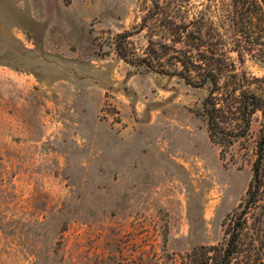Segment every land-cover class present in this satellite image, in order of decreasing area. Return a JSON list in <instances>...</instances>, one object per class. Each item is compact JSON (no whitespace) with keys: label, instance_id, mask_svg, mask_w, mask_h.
<instances>
[{"label":"rangeland","instance_id":"rangeland-1","mask_svg":"<svg viewBox=\"0 0 264 264\" xmlns=\"http://www.w3.org/2000/svg\"><path fill=\"white\" fill-rule=\"evenodd\" d=\"M149 7L0 0V264H182L225 245L263 116L221 156L205 88L115 51L131 32L124 45L143 55L146 31H135ZM237 67L264 78V60Z\"/></svg>","mask_w":264,"mask_h":264},{"label":"trees","instance_id":"trees-1","mask_svg":"<svg viewBox=\"0 0 264 264\" xmlns=\"http://www.w3.org/2000/svg\"><path fill=\"white\" fill-rule=\"evenodd\" d=\"M148 1L150 7L135 31H146L143 55L129 52L124 41L134 33L124 32L115 39L118 57L205 88L201 116L221 156L247 140L253 117L263 116L251 149V178L229 218L225 245L195 247L182 264H264V78L237 67L247 55L264 60V0H216L219 8L213 10L212 4L198 11L191 0Z\"/></svg>","mask_w":264,"mask_h":264}]
</instances>
